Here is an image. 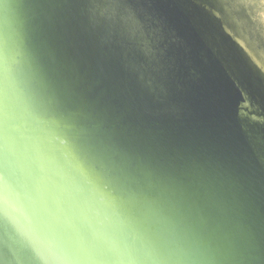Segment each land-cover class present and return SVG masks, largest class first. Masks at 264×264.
Here are the masks:
<instances>
[{
	"label": "water",
	"instance_id": "obj_1",
	"mask_svg": "<svg viewBox=\"0 0 264 264\" xmlns=\"http://www.w3.org/2000/svg\"><path fill=\"white\" fill-rule=\"evenodd\" d=\"M263 21L252 0H0V79L164 184L228 264H264V74L231 28L264 56Z\"/></svg>",
	"mask_w": 264,
	"mask_h": 264
},
{
	"label": "clouds",
	"instance_id": "obj_2",
	"mask_svg": "<svg viewBox=\"0 0 264 264\" xmlns=\"http://www.w3.org/2000/svg\"><path fill=\"white\" fill-rule=\"evenodd\" d=\"M164 184L0 79V264H228Z\"/></svg>",
	"mask_w": 264,
	"mask_h": 264
},
{
	"label": "bare ground",
	"instance_id": "obj_3",
	"mask_svg": "<svg viewBox=\"0 0 264 264\" xmlns=\"http://www.w3.org/2000/svg\"><path fill=\"white\" fill-rule=\"evenodd\" d=\"M257 6H258V10L259 11H262L261 10V6H260V1H257ZM233 9V8H232ZM263 13V12H262ZM264 19V18H263ZM233 25V24H232ZM231 25V28L233 29L232 30V32H234V35H236V39H237V41H238V45L243 49V51L242 50H240L242 53H244V51L245 52H247L248 53V55H249V57H250V59H252V60H254V62L256 63V65L257 66H259V67H261V68H263V70H261L262 72H263V74H264V56L263 55H261V52L258 50V51H256V50H254V49H252V47H251V44H252V40H249V37L250 36H246V34H241V33H243V29H242V27H240V26H232ZM214 30L216 29V26L214 25V26H211ZM217 31V30H216ZM245 37V38H244ZM240 41V42H239ZM249 41V42H248ZM251 43V44H250Z\"/></svg>",
	"mask_w": 264,
	"mask_h": 264
},
{
	"label": "rangeland",
	"instance_id": "obj_4",
	"mask_svg": "<svg viewBox=\"0 0 264 264\" xmlns=\"http://www.w3.org/2000/svg\"><path fill=\"white\" fill-rule=\"evenodd\" d=\"M257 1H260V6H261V10L262 11H259L258 9V6H257ZM252 2H253V4L256 6V9H257V11H258V13H259V15H261L262 16V18H264V0H252ZM179 3H182V2H180L179 1ZM182 5H184V4H182ZM185 6V5H184ZM176 7H180V4H177V6ZM193 10V9H192ZM263 12V13H262ZM153 13H157L156 15L159 17V18H163V15L161 14V12L159 11V12H153ZM174 21H172V25L174 24L173 23ZM264 22V21H263ZM214 26V25H213ZM216 26V25H215ZM217 28V27H216ZM215 32H217V33H219L220 34V30L217 28V31H216V29H215ZM221 35V34H220ZM222 38V40H224L225 38H224V35L221 37ZM225 40H228V39H225ZM224 40V41H225ZM230 42V41H229ZM226 44V43H225ZM162 45V44H161ZM226 46H227V44H226ZM230 49V51H231V54L233 55V56H235L237 59L239 58L248 68H250V70L251 71H255V68H254V66L252 65V64H250L249 63V61L247 62L246 60H245V57H243L242 56V53L240 52V51H235V50H232V48H229ZM230 55V54H229ZM232 55H230V56H232ZM247 63V64H246ZM256 72V71H255ZM259 76V77H258ZM256 77L258 78V79H261V78H263L264 79V77L262 76V75H260V74H258V75H256ZM261 77V78H260Z\"/></svg>",
	"mask_w": 264,
	"mask_h": 264
}]
</instances>
